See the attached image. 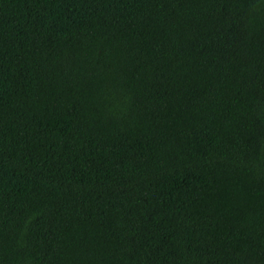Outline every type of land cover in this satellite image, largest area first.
<instances>
[{
	"label": "trees",
	"instance_id": "trees-1",
	"mask_svg": "<svg viewBox=\"0 0 264 264\" xmlns=\"http://www.w3.org/2000/svg\"><path fill=\"white\" fill-rule=\"evenodd\" d=\"M0 264H264V0H0Z\"/></svg>",
	"mask_w": 264,
	"mask_h": 264
}]
</instances>
